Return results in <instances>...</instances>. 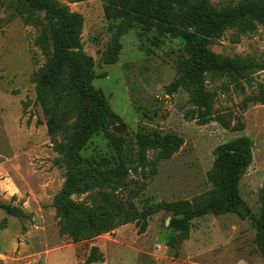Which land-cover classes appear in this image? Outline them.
Wrapping results in <instances>:
<instances>
[{"label": "rangeland", "instance_id": "374dc122", "mask_svg": "<svg viewBox=\"0 0 264 264\" xmlns=\"http://www.w3.org/2000/svg\"><path fill=\"white\" fill-rule=\"evenodd\" d=\"M14 1L3 0L0 12V264H84L93 246L105 255V262L96 264H264L250 216L243 220L227 214L194 220L190 239L179 250L168 245L176 233L167 223L170 214L165 212L149 219L144 234L132 223L79 243L60 236L52 203L65 183V168L57 164L60 157L52 148L31 82V75L45 63V58L33 44L37 31L15 16L11 8ZM58 1L84 17L82 37L85 51L95 60L94 86L104 92L125 125L121 130L127 139L124 158L137 159L135 136L139 125L177 134L185 140L176 155L160 162L153 178L145 179L141 170L133 172L121 196L141 210L146 199L151 203L190 200L209 190L207 173L214 163V150L231 131L218 122L200 126L196 121H187L185 115L193 109L189 95L183 90L167 95L166 87L177 75L176 64L186 57L182 40L167 36L158 46L153 33L136 25L121 39L118 62L105 65L101 56L114 32L106 19L107 0ZM234 34L235 30L227 31L211 49L229 58L264 63L263 26L241 36L237 43L233 41ZM261 83L264 71L240 82L208 76L207 88L215 94L216 111L242 117L240 105L258 92ZM243 136L246 134L231 133L229 140ZM82 154L86 158L111 159L114 164L119 161L105 133L94 137ZM156 154L157 150L150 151L149 160ZM242 181L241 195L257 216L259 196ZM135 193L137 197L133 198ZM74 199L87 200L86 195ZM8 205L16 208L14 214L4 208Z\"/></svg>", "mask_w": 264, "mask_h": 264}, {"label": "trees", "instance_id": "16d2710c", "mask_svg": "<svg viewBox=\"0 0 264 264\" xmlns=\"http://www.w3.org/2000/svg\"><path fill=\"white\" fill-rule=\"evenodd\" d=\"M87 1V0H81ZM3 0H0V12ZM15 16L37 31L33 44L45 63L31 75L36 103L41 108L51 137L58 165L65 168V183L54 197L52 207L59 219V234L74 243L94 240L116 229L135 223L144 234L149 219L160 212L170 214V228L176 233L168 245L179 250L190 239L192 222L206 216L235 214L250 216L256 227L255 244L264 258V187L259 191L260 211L254 215L243 199L240 183L254 162L253 141L243 136L221 144L214 150L215 160L207 173L212 188L190 200L151 203L143 209L121 196L128 188L133 172L145 179L156 176L161 161L172 158L185 144L182 136L149 130L141 125L136 133L137 159L124 158L127 139L112 132L123 119L112 109L104 92L94 86L95 60L83 43L84 17L58 0H16L11 3ZM106 19L112 41L102 53L105 65H114L122 49L121 39L136 25L154 35L155 45L162 38L181 39L186 57L176 64V78L166 87L167 95L180 90L189 95L193 109L187 121L205 126L218 122L231 132L245 130L244 116L215 110V94L208 90V76L247 81L253 73L264 71V63L250 58H229L211 47L227 31L235 30L233 41L264 27V0H232L214 5L213 0H107ZM264 105V83L258 92L244 100ZM42 124V123H41ZM106 134L119 158L116 164L107 158H86L82 152L94 137ZM157 150L154 159L148 154ZM86 195L87 200L74 197ZM137 197L135 193L133 198ZM14 214L15 207H4ZM105 255L93 246L84 264L104 263Z\"/></svg>", "mask_w": 264, "mask_h": 264}, {"label": "crops", "instance_id": "0c3cea01", "mask_svg": "<svg viewBox=\"0 0 264 264\" xmlns=\"http://www.w3.org/2000/svg\"><path fill=\"white\" fill-rule=\"evenodd\" d=\"M244 120H245V130L243 132H229L228 139L218 143V145L221 143L227 142V141L230 142V141L235 140V139L229 140L231 133H235V134L244 133L246 134L247 137H249L253 141L254 162L242 180L246 181V187L249 190L254 189V192L257 193V195L259 196L260 189L264 187V105H261V104L255 105L253 103L249 104V107L246 113L244 114ZM214 160H215V156L213 157V162ZM212 167H213V164L210 167V170L212 169ZM242 182L243 181H241V183ZM241 183H240V186H241ZM210 186L212 188L211 184ZM105 235H108V234H105ZM240 264H248V263H246L245 261H242V263Z\"/></svg>", "mask_w": 264, "mask_h": 264}, {"label": "water", "instance_id": "95a60500", "mask_svg": "<svg viewBox=\"0 0 264 264\" xmlns=\"http://www.w3.org/2000/svg\"><path fill=\"white\" fill-rule=\"evenodd\" d=\"M122 129H125V125L124 124H121V125H117L113 128L114 132L116 134H121V130ZM167 223L169 224L170 223V219L167 220Z\"/></svg>", "mask_w": 264, "mask_h": 264}]
</instances>
